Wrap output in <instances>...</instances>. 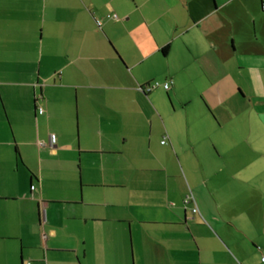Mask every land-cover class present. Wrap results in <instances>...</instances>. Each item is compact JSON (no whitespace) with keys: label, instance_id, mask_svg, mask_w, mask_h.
<instances>
[{"label":"crops","instance_id":"1","mask_svg":"<svg viewBox=\"0 0 264 264\" xmlns=\"http://www.w3.org/2000/svg\"><path fill=\"white\" fill-rule=\"evenodd\" d=\"M263 1L0 0V264H264Z\"/></svg>","mask_w":264,"mask_h":264},{"label":"rangeland","instance_id":"2","mask_svg":"<svg viewBox=\"0 0 264 264\" xmlns=\"http://www.w3.org/2000/svg\"><path fill=\"white\" fill-rule=\"evenodd\" d=\"M234 60L236 61L235 57H234ZM263 75H264V73H263ZM243 84L246 85V83L244 81H243ZM166 103L168 104L167 107H169V103L167 102V100H166ZM205 112L207 113L209 120H210L211 124L213 125L214 123L212 122V118L213 119L215 118L214 117L215 114L212 112V110L211 111L205 110ZM256 112L262 113L263 115H260V117L264 120V105L260 106V107L259 106L256 107ZM155 127H157V125ZM242 127H244V126H242ZM251 127H252V136L251 137H252L253 141H255L256 147L255 148L252 147L253 149H250V150H248V148H246V150H244L242 152L241 157L237 158L235 160V162L237 163V166H236V168H234L235 170H237L236 171L237 180L241 181L240 187H238V186H236V187L240 188L239 190L244 194L248 193V191L253 193V191H255V190L258 192L264 193V126H262L259 123H257V124L255 123V124H252ZM74 129H75V125H74ZM51 131L55 132L54 129H52ZM256 150H258V151H256ZM231 155L232 154L227 156L225 159L232 158ZM231 168H233V167L231 166ZM228 170H229V172H227L225 175H228L231 171L229 166H227L225 171H228ZM179 171L181 173V177L185 178V174L183 173V171L180 167H179ZM185 171L187 172L186 169H184V172ZM192 171H194V169ZM194 172H195V174L193 173L194 177L200 178L202 176V175H200L201 174L200 168H196ZM208 173L210 174V177L212 176L211 178L215 177L217 179H219L223 175V174L218 173L217 168L215 166L212 167V165H210V167L208 168ZM228 176H231V174H229ZM187 177L189 178V175ZM190 194H192V196H193L194 192L190 191V189H189L187 191L186 197L190 196ZM193 198H195V195ZM194 200H196V198ZM261 257L264 258V254L259 256V258H261Z\"/></svg>","mask_w":264,"mask_h":264},{"label":"built area","instance_id":"3","mask_svg":"<svg viewBox=\"0 0 264 264\" xmlns=\"http://www.w3.org/2000/svg\"><path fill=\"white\" fill-rule=\"evenodd\" d=\"M261 10L262 11H264V1L262 2V4H261ZM159 85H158V83H152V84H147L145 87H143V89H141V90H144V91H150V90H152V89H155L156 87H158ZM162 88L164 89V90H168V88H169V82H166V83H164L163 85H162ZM38 112L39 113H42V109L41 108H39L38 109ZM161 143H164V141H162ZM32 189V188H31ZM191 201H193V198H192V196L190 195V196H187V198H186V200H184V203L185 204H188L189 202H191ZM191 211H192V213H196L197 212V208H196V206L194 205V207L191 209ZM27 264H29V263H27Z\"/></svg>","mask_w":264,"mask_h":264}]
</instances>
